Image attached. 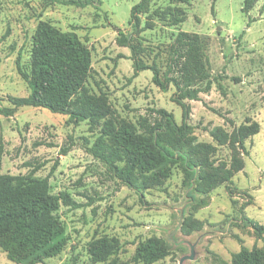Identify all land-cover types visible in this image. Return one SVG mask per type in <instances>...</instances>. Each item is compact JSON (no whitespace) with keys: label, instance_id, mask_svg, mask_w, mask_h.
I'll use <instances>...</instances> for the list:
<instances>
[{"label":"rangeland","instance_id":"1","mask_svg":"<svg viewBox=\"0 0 264 264\" xmlns=\"http://www.w3.org/2000/svg\"><path fill=\"white\" fill-rule=\"evenodd\" d=\"M139 1L94 0L77 7L0 0V106L11 107L12 97L30 94L18 60L29 65L47 22L75 33L90 49L85 85L105 108L103 117L79 123L43 107L0 113V175L48 178L52 194L66 191L79 204L61 202L55 211L65 229L60 252L34 260L25 251L10 254L0 247V264H238L243 249L262 250L263 240L247 218L264 225V0L249 13L243 10L245 0H151L141 14L142 27L152 24L141 32L146 44L170 45L180 31L206 38L213 80L209 92L187 100V139L198 147L195 163L163 160L145 138L151 186L143 195L87 149L107 121L118 132L140 135L143 124L161 120L163 108L183 124L184 109L173 100L175 86L162 90L151 70L134 75L130 48L117 42L119 29L133 31L131 10ZM170 8L183 10L185 21L171 25ZM242 127L244 147L220 140ZM238 160L245 167L225 180V170ZM163 244L169 253L153 261L155 248Z\"/></svg>","mask_w":264,"mask_h":264},{"label":"trees","instance_id":"2","mask_svg":"<svg viewBox=\"0 0 264 264\" xmlns=\"http://www.w3.org/2000/svg\"><path fill=\"white\" fill-rule=\"evenodd\" d=\"M53 3L86 7L94 0H51ZM186 3L189 0H173ZM259 0H245L243 10L249 13ZM151 0H140L132 7L131 33L119 29L117 42L129 47L133 60L134 75L151 70L153 82L162 90L174 85L173 100L184 109L182 125L176 122L173 113L161 108V120L154 125L143 124V132L120 131L114 123L106 122L105 130L95 143L87 149L125 184L143 195V190L151 186L145 169L150 162L145 156L144 141L149 140L155 152L163 160L193 159L197 146H191L187 139V119L190 106L187 100H197L202 92L211 90V63L208 54L209 42L199 34L180 31L170 45L146 44L141 32L151 28V22L142 27L141 14L146 12ZM171 25L185 21L186 13L178 8H170L167 13ZM252 18H250V22ZM40 37L33 44L32 59L24 66L18 60L20 74L31 89L27 97H12L11 107H1L0 113L10 116L20 107H43L53 113L70 116L75 123L91 119L97 120L105 113L104 106L92 98L86 87L91 74L92 54L77 35L63 32L47 22L42 23ZM0 54V70L2 64ZM238 79V78H236ZM234 131L224 133L220 140L232 139L244 147L246 134ZM257 131L252 132L256 134ZM219 138V134H215ZM67 152V149H63ZM147 154V153H146ZM245 164L238 160L234 169L225 170V180L231 181L235 172ZM79 206L72 196L62 191L52 194L48 178L33 176L0 175V247L14 254L25 251L34 260L57 254L65 242V229L55 214L61 205ZM259 238L263 240L261 251L243 249L236 256L238 264H264V225L247 218ZM16 249V250H15ZM169 253V246L163 244L155 248L152 260L158 261ZM105 254H101V259Z\"/></svg>","mask_w":264,"mask_h":264}]
</instances>
